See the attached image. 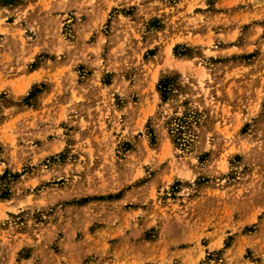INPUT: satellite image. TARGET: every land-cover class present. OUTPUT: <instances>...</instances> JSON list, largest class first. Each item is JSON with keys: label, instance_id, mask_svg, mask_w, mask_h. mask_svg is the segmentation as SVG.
<instances>
[{"label": "rangeland", "instance_id": "rangeland-1", "mask_svg": "<svg viewBox=\"0 0 264 264\" xmlns=\"http://www.w3.org/2000/svg\"><path fill=\"white\" fill-rule=\"evenodd\" d=\"M0 264H264V0H0Z\"/></svg>", "mask_w": 264, "mask_h": 264}, {"label": "trees", "instance_id": "trees-1", "mask_svg": "<svg viewBox=\"0 0 264 264\" xmlns=\"http://www.w3.org/2000/svg\"><path fill=\"white\" fill-rule=\"evenodd\" d=\"M0 193H1V195H7L8 194V192H6L4 189L1 190V188H0Z\"/></svg>", "mask_w": 264, "mask_h": 264}]
</instances>
